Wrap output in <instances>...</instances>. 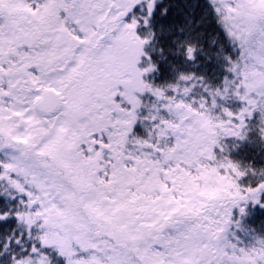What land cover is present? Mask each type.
I'll return each instance as SVG.
<instances>
[{
    "label": "snow or ice",
    "instance_id": "snow-or-ice-1",
    "mask_svg": "<svg viewBox=\"0 0 264 264\" xmlns=\"http://www.w3.org/2000/svg\"><path fill=\"white\" fill-rule=\"evenodd\" d=\"M183 3L0 0V264H264V238L227 235L264 167L224 154L264 139V0ZM209 13L220 81L147 80L150 52L196 61Z\"/></svg>",
    "mask_w": 264,
    "mask_h": 264
},
{
    "label": "trees",
    "instance_id": "trees-1",
    "mask_svg": "<svg viewBox=\"0 0 264 264\" xmlns=\"http://www.w3.org/2000/svg\"><path fill=\"white\" fill-rule=\"evenodd\" d=\"M176 5V7L170 10L169 15L163 19V23L181 22L182 14L180 9L187 12L188 8L191 7L190 3L186 5L183 3V0H176ZM207 7V0H196L193 20L198 19L199 14ZM173 13H175L174 18ZM197 30L204 31L205 37L199 42L200 52L195 62H187L180 56L170 54L162 59L157 53L150 52V55L156 62V68L153 72L148 73L145 78L155 85H162L174 80L177 72L190 71L196 75L205 77L211 83H218L225 73L223 59L217 54L220 51L221 45H223L225 54H234L232 45L223 37L222 29L215 22L211 13H209L208 24L200 26ZM213 36L217 38V43L215 44L209 42ZM224 143L227 145L224 154L233 162L241 166L264 167V139L259 136L257 130L252 129L249 131L244 140L225 138ZM233 145L235 146L233 147ZM198 187L203 190L202 192H198V195L205 196L203 194L209 191L202 186L196 185H193L190 191H196ZM262 201H264V197H262ZM227 235L232 242L240 246L251 243L254 238H264V208H261L258 204L254 205L249 202L245 206L243 214L236 211L234 222L229 226Z\"/></svg>",
    "mask_w": 264,
    "mask_h": 264
},
{
    "label": "rangeland",
    "instance_id": "rangeland-1",
    "mask_svg": "<svg viewBox=\"0 0 264 264\" xmlns=\"http://www.w3.org/2000/svg\"><path fill=\"white\" fill-rule=\"evenodd\" d=\"M203 190H201L199 187L198 188H196V193H198V192H202ZM207 193H209V194H207ZM207 193H204L203 195H205V197H208V198H210V197H212L213 195H215V192L213 191V190H209ZM198 195V194H197Z\"/></svg>",
    "mask_w": 264,
    "mask_h": 264
}]
</instances>
